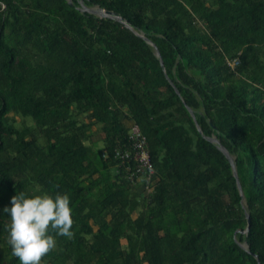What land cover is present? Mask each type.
<instances>
[{
  "label": "trees",
  "instance_id": "obj_1",
  "mask_svg": "<svg viewBox=\"0 0 264 264\" xmlns=\"http://www.w3.org/2000/svg\"><path fill=\"white\" fill-rule=\"evenodd\" d=\"M84 1L165 66L80 0H0V264L21 190L71 196L44 264H264V0ZM134 123L149 192L114 157Z\"/></svg>",
  "mask_w": 264,
  "mask_h": 264
},
{
  "label": "clouds",
  "instance_id": "obj_2",
  "mask_svg": "<svg viewBox=\"0 0 264 264\" xmlns=\"http://www.w3.org/2000/svg\"><path fill=\"white\" fill-rule=\"evenodd\" d=\"M8 212V243L21 264H41V259L57 246L58 236L72 237L73 208L67 191H17Z\"/></svg>",
  "mask_w": 264,
  "mask_h": 264
},
{
  "label": "built area",
  "instance_id": "obj_3",
  "mask_svg": "<svg viewBox=\"0 0 264 264\" xmlns=\"http://www.w3.org/2000/svg\"><path fill=\"white\" fill-rule=\"evenodd\" d=\"M232 65L237 60L230 61ZM129 146H118L114 157L126 163L128 178L132 181L142 180L146 183V191L151 190L150 183L155 173L154 163L151 159L150 147L147 136L142 132L138 124H132L129 130ZM105 155H108L107 153Z\"/></svg>",
  "mask_w": 264,
  "mask_h": 264
},
{
  "label": "water",
  "instance_id": "obj_4",
  "mask_svg": "<svg viewBox=\"0 0 264 264\" xmlns=\"http://www.w3.org/2000/svg\"><path fill=\"white\" fill-rule=\"evenodd\" d=\"M71 2H72V0H71ZM80 3H81L80 9L83 11H88L90 13L97 14L101 17L115 18V19L123 22L128 28L133 30L137 35L143 37L148 43H150L154 46V48L156 50V54L161 61V64L163 66H165L164 60L162 58V55H161V52H160L158 46L148 36H146V34L143 31H139L134 26H132V24L127 19H125L123 16H121L120 14H117L115 12H112L110 10H107L101 6H98V5L97 6H89L88 4H86V2L84 0H80ZM177 91L179 92V90H177ZM188 109H189L190 113L193 115V117H194V119L198 125V128L202 131V128L196 119L194 109L190 106H188ZM206 138L209 139L210 141H212L214 144H216L218 146V148L221 149L226 154V156L229 158V160L232 164V167H233L234 175L236 176L237 181H238V186H239L240 192H241V194H244L242 184H241V181L239 179L236 157L229 151V149L224 144H222V141L219 138V136L212 135V136H206ZM247 217H248V226H247V229L245 231H248L250 229L251 217H250L249 211H247ZM244 245H245L244 247L246 249L250 250L249 246L247 244H244Z\"/></svg>",
  "mask_w": 264,
  "mask_h": 264
},
{
  "label": "rangeland",
  "instance_id": "obj_5",
  "mask_svg": "<svg viewBox=\"0 0 264 264\" xmlns=\"http://www.w3.org/2000/svg\"><path fill=\"white\" fill-rule=\"evenodd\" d=\"M17 119H18V121H20V123L21 122H23V120L25 119L24 117H20V116H17ZM26 120V122L28 123V124H31V125H33L34 123L32 122L33 121V118L32 117H30V116H28V118L27 119H25ZM101 127H102V125H96L95 126V128H96V130L97 129H101ZM141 182V181H140ZM140 182L138 183V182H136V185H137V183L139 184V186H140ZM143 184V183H142ZM138 186V187H139ZM140 188H142V187H140ZM143 193H145V194H147V192H143ZM41 264H44L42 261H41Z\"/></svg>",
  "mask_w": 264,
  "mask_h": 264
}]
</instances>
